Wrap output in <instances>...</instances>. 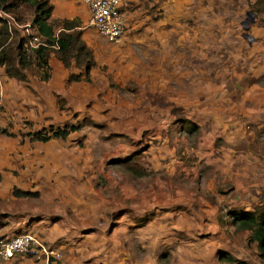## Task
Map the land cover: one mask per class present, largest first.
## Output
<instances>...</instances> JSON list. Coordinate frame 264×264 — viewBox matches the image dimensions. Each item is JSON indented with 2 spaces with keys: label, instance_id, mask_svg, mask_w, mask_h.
<instances>
[{
  "label": "rangeland",
  "instance_id": "rangeland-1",
  "mask_svg": "<svg viewBox=\"0 0 264 264\" xmlns=\"http://www.w3.org/2000/svg\"><path fill=\"white\" fill-rule=\"evenodd\" d=\"M255 1L129 8L135 37L125 55L143 66L120 83L111 81L117 68H102L112 91L106 111L118 115L100 125L86 119L88 129L56 139L71 146L74 162L54 196L17 189L29 193V220L55 224L51 246L61 257L49 264H228L217 250L262 264L249 232L227 215L264 206V0ZM18 10L32 19L30 7ZM24 74L40 75L33 63ZM22 128L30 143L35 131L50 135ZM29 148L32 164L60 151Z\"/></svg>",
  "mask_w": 264,
  "mask_h": 264
},
{
  "label": "crops",
  "instance_id": "crops-1",
  "mask_svg": "<svg viewBox=\"0 0 264 264\" xmlns=\"http://www.w3.org/2000/svg\"><path fill=\"white\" fill-rule=\"evenodd\" d=\"M46 1L51 5L48 22L57 25L61 20L77 21L73 29L79 31L80 39L90 49L93 65L89 69V81H68L69 74H79L81 69L75 67L72 61L70 66L65 68L52 52L48 54V76L45 80L40 79L39 75H33L26 76L25 81H18L2 74L4 71L0 66V90L3 96V107L0 109V238L28 232L61 254L60 247L51 246L55 242L54 222L44 227L38 224L41 220H29L32 210L22 202L26 196H15L13 190H35L44 196L49 191V197L54 196L57 179L62 175L63 178L66 177L68 172L65 174V169L69 171L74 162L71 156L72 148L68 147L67 142L56 141L55 138L30 143L25 136L19 134L25 131L22 127L26 124H31L34 127L32 129H37L79 122L81 126L78 130L85 131L89 127L86 119L94 124L108 123V118L118 115L112 109L106 111L109 102L104 104V101L106 95H112V91L102 68L103 66L117 68L118 70L111 75V81L120 83L128 80L129 73L126 70L143 66L141 63L135 64L130 61L125 55L128 54V46L134 42L135 37L134 32L127 30V25L131 26L134 13L129 8L142 0H126L122 7L126 27L119 44L105 42L90 29L87 8L80 0ZM54 28L56 31L60 27L58 25ZM115 49H118V52L112 55L111 51ZM36 73H40L37 68ZM108 127L110 130L120 131L119 125L112 123L108 124ZM18 129L20 132H17ZM32 145L38 150L56 147L60 148V151L56 155L52 151L44 155L40 153L38 157L32 158L37 162L32 164L29 160L31 159L29 147ZM0 264L44 262L20 254L9 259H0Z\"/></svg>",
  "mask_w": 264,
  "mask_h": 264
},
{
  "label": "trees",
  "instance_id": "trees-1",
  "mask_svg": "<svg viewBox=\"0 0 264 264\" xmlns=\"http://www.w3.org/2000/svg\"><path fill=\"white\" fill-rule=\"evenodd\" d=\"M259 1L261 0L255 2ZM19 5L28 6L32 9L30 22L38 34L44 38V45L27 54L22 46L23 38L19 36L17 30L9 33L5 22L0 19V66L3 68L4 74L18 81H25L24 71L33 63L40 70V79L45 80L48 76V54L53 51L65 68H68L72 61L75 67L81 69L79 74H69L67 76L68 81H89V69L93 65V60L90 49L80 39L79 31L73 29L77 21L61 20L57 25L48 22L51 5L46 0H0V9L13 14L17 21H22L20 20L21 12L19 10L18 14L13 12ZM58 25L60 28L56 32L54 26ZM80 126L81 123L76 122L72 125L64 124L61 127H50V135L46 136H43L41 130H38L30 134V139L37 141H46L50 137L65 139L70 132L78 130ZM193 128L195 126L190 127V129ZM13 195L27 196L29 193L14 190ZM227 215L230 218V224L236 230L249 232L247 241L256 244L258 255L264 264V206L253 210H229ZM145 220L147 217L139 221ZM216 259L228 264H249L224 250H217Z\"/></svg>",
  "mask_w": 264,
  "mask_h": 264
},
{
  "label": "built area",
  "instance_id": "built-area-1",
  "mask_svg": "<svg viewBox=\"0 0 264 264\" xmlns=\"http://www.w3.org/2000/svg\"><path fill=\"white\" fill-rule=\"evenodd\" d=\"M80 1L86 6L89 14L88 26L105 42L119 44L126 27L121 12L126 0ZM0 19L5 22L9 33L17 30L19 36L23 38L22 46L26 52L32 53L34 49L44 45V38L38 34L30 21H17L13 14L3 9H0ZM2 107L3 96L0 90V109ZM20 254L28 255L34 260H42L44 264L57 261L61 257L59 251L39 241L28 232L0 238V259H9Z\"/></svg>",
  "mask_w": 264,
  "mask_h": 264
},
{
  "label": "water",
  "instance_id": "water-1",
  "mask_svg": "<svg viewBox=\"0 0 264 264\" xmlns=\"http://www.w3.org/2000/svg\"><path fill=\"white\" fill-rule=\"evenodd\" d=\"M243 28H245V26Z\"/></svg>",
  "mask_w": 264,
  "mask_h": 264
}]
</instances>
